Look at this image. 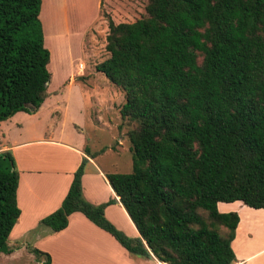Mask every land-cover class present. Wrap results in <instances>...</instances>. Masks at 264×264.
<instances>
[{
  "label": "trees",
  "instance_id": "1",
  "mask_svg": "<svg viewBox=\"0 0 264 264\" xmlns=\"http://www.w3.org/2000/svg\"><path fill=\"white\" fill-rule=\"evenodd\" d=\"M42 5L0 0V122L37 113L50 95ZM105 18L110 58L97 71L124 92L122 120L137 124L127 134L132 172L107 179L140 237L106 218L115 200L95 206L84 198L86 158L41 225L58 233L80 212L133 256L235 264L240 217L219 204L264 210V0H147L140 19ZM18 187L12 152H0V254L11 253L21 216ZM33 253L51 264L49 254Z\"/></svg>",
  "mask_w": 264,
  "mask_h": 264
},
{
  "label": "crops",
  "instance_id": "2",
  "mask_svg": "<svg viewBox=\"0 0 264 264\" xmlns=\"http://www.w3.org/2000/svg\"><path fill=\"white\" fill-rule=\"evenodd\" d=\"M105 2L104 0L102 8L105 7ZM51 96L50 94L42 107L45 105L47 107ZM56 110L51 109L52 116L57 112ZM67 110L64 108V113ZM23 125L14 122L11 126L8 124L7 127L10 128L5 131L3 122L0 123V152H12L19 172L17 203L21 210V216L8 240L11 253L5 254L2 261L13 264L12 261L21 259L23 251L30 252L29 248L34 247L49 254L52 259L51 264H95L96 258H100L104 251L108 255L110 250L122 252L132 264H160L155 259L129 254L111 234L97 227L80 212L73 213L69 217L68 227L61 232L54 233L50 228L41 225L44 218L62 206L75 173L86 158L87 164L82 178L84 198L95 206L115 200L116 202L106 207V218L127 236L140 237L136 226L107 179V174L114 172L105 169L104 163L99 162L100 158L105 159L114 152L113 149L93 155V152L90 153L89 148L86 147L85 141L78 136H76L79 139L77 143L56 139L53 133L46 137H38L35 131L22 132ZM16 128L20 130L17 133L14 132ZM13 132L14 136H12ZM221 204L226 203H220L219 210ZM232 209L235 211H229L230 209L220 211L236 212L240 217L236 236L232 242L237 258L235 264H264V210H255L247 206L239 209L232 207Z\"/></svg>",
  "mask_w": 264,
  "mask_h": 264
},
{
  "label": "rangeland",
  "instance_id": "3",
  "mask_svg": "<svg viewBox=\"0 0 264 264\" xmlns=\"http://www.w3.org/2000/svg\"><path fill=\"white\" fill-rule=\"evenodd\" d=\"M103 1L43 0L41 20L45 44L51 53L50 103L47 107L43 106L40 112L18 113L2 122L5 131L14 122H20L24 124L22 132L35 131L38 137L53 133L56 139L77 143L78 136L93 155L113 149L114 152L105 159L100 158L99 162L114 173H131L133 160L127 134L137 124L122 120L120 109L125 102V94L98 72L97 66L110 58L107 51L109 27L105 14L116 23L133 22L145 15L147 0H105V7L102 8ZM64 108L68 109L65 113ZM51 109H57L53 116ZM19 131L17 128L14 130L15 133ZM220 206L222 211H235L232 207L246 208L241 203ZM29 249L30 252L23 251L21 259L12 263L43 264V259L39 260L33 253L35 248ZM108 252V255L104 251L100 258H96L95 264H132L122 252ZM5 254H0V264H10L2 261Z\"/></svg>",
  "mask_w": 264,
  "mask_h": 264
},
{
  "label": "water",
  "instance_id": "4",
  "mask_svg": "<svg viewBox=\"0 0 264 264\" xmlns=\"http://www.w3.org/2000/svg\"><path fill=\"white\" fill-rule=\"evenodd\" d=\"M29 107H30V108H33V106H32V105H29Z\"/></svg>",
  "mask_w": 264,
  "mask_h": 264
}]
</instances>
